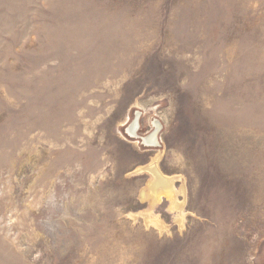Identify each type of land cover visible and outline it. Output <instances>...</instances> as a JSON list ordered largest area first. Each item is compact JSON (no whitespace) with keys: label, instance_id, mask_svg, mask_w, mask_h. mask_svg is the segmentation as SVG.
Wrapping results in <instances>:
<instances>
[{"label":"rangeland","instance_id":"374dc122","mask_svg":"<svg viewBox=\"0 0 264 264\" xmlns=\"http://www.w3.org/2000/svg\"><path fill=\"white\" fill-rule=\"evenodd\" d=\"M0 264H264V0H0Z\"/></svg>","mask_w":264,"mask_h":264},{"label":"bare ground","instance_id":"6f19581e","mask_svg":"<svg viewBox=\"0 0 264 264\" xmlns=\"http://www.w3.org/2000/svg\"><path fill=\"white\" fill-rule=\"evenodd\" d=\"M135 122L127 130L128 134L130 136H132V137L137 136L136 135L137 127H136V123ZM153 127L155 129L151 132V134L148 135L147 137H143L142 138V141H143L144 146H147V147H157L158 146V143H156V140H157V132H158L159 125L157 123H154L153 124ZM153 175H154L153 178H152L153 180H152V183L150 184V188H149L150 189V193H147L148 195L146 194L148 196L147 198H149V199L152 200L151 203H153V202L159 203L160 202L159 200H161L160 199V196L161 195L162 196H165V197L167 196L168 198H170V200L173 201L172 206L174 205L173 207L176 208L177 205H179V202L177 204V202L175 200L176 198L174 199V197H175L174 194L176 192H175V190L173 189V186H172L173 181L172 180H169L171 178H169V179L166 180V178H163V176L160 177L157 173H154V172H153ZM146 195L144 197H146ZM158 197H159V199H157ZM161 198H163V197H161ZM153 204H155V203H153Z\"/></svg>","mask_w":264,"mask_h":264},{"label":"water","instance_id":"95a60500","mask_svg":"<svg viewBox=\"0 0 264 264\" xmlns=\"http://www.w3.org/2000/svg\"><path fill=\"white\" fill-rule=\"evenodd\" d=\"M135 121H136V122H135ZM134 122L136 123L137 132H138V130H139L138 117L134 120ZM134 122H133V123H134ZM133 123H132L131 125H133ZM154 123H157V122H154ZM157 124H158V123H157ZM131 125H130V126H131ZM158 125H159V124H158ZM154 129H155V128H154ZM159 129H160V127H158V132H159ZM158 132H157V134H158ZM147 136H148V135H147ZM129 137H131V138H133V139H139V140L141 141V144L144 145V144H143V141H142V138H143V137H146V136H143V137L134 136V137H132V136L129 135Z\"/></svg>","mask_w":264,"mask_h":264}]
</instances>
